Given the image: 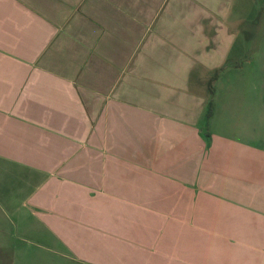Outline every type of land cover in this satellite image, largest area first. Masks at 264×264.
I'll list each match as a JSON object with an SVG mask.
<instances>
[{
  "label": "crops",
  "instance_id": "crops-1",
  "mask_svg": "<svg viewBox=\"0 0 264 264\" xmlns=\"http://www.w3.org/2000/svg\"><path fill=\"white\" fill-rule=\"evenodd\" d=\"M239 4L0 0L1 260L264 264Z\"/></svg>",
  "mask_w": 264,
  "mask_h": 264
},
{
  "label": "rangeland",
  "instance_id": "rangeland-1",
  "mask_svg": "<svg viewBox=\"0 0 264 264\" xmlns=\"http://www.w3.org/2000/svg\"><path fill=\"white\" fill-rule=\"evenodd\" d=\"M240 4L234 10V15L245 18L244 24L250 29V37L248 39L249 48L242 57V54L233 53L230 56L229 63L239 60L248 67L249 74L254 78L253 89V124L256 146L264 150V0H239ZM249 62V66L247 62ZM21 247L16 244L15 247ZM0 264H11L10 259L1 260ZM53 262H47L52 264Z\"/></svg>",
  "mask_w": 264,
  "mask_h": 264
},
{
  "label": "trees",
  "instance_id": "trees-1",
  "mask_svg": "<svg viewBox=\"0 0 264 264\" xmlns=\"http://www.w3.org/2000/svg\"><path fill=\"white\" fill-rule=\"evenodd\" d=\"M221 71H222V70L217 71L216 74L214 75L213 79H212L211 82H210V94H211V95H212L213 92H214V83H215V81L217 80V78H218V76H219V74H220ZM211 114H212V112H211V101H210V103H209V112H208V116H210Z\"/></svg>",
  "mask_w": 264,
  "mask_h": 264
}]
</instances>
